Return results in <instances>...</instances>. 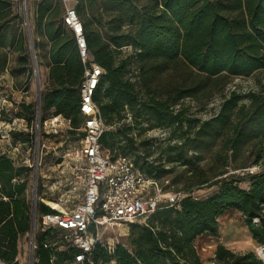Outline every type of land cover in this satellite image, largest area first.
Listing matches in <instances>:
<instances>
[{
    "label": "trees",
    "instance_id": "1",
    "mask_svg": "<svg viewBox=\"0 0 264 264\" xmlns=\"http://www.w3.org/2000/svg\"><path fill=\"white\" fill-rule=\"evenodd\" d=\"M12 3L0 0V34L14 18ZM62 6V0H42L36 11L37 33L51 44L49 79L53 86L43 93V112L53 109L54 115L70 119L72 127L78 129L83 122L80 86L85 64L75 34L63 22ZM88 8L91 13L84 15ZM76 10L89 54L105 71L93 96L105 125L113 126L122 119L126 105L138 108L145 120L152 118L159 127L182 131L178 140L167 145V152L178 153L182 164L190 163L184 147L198 150L208 136L215 138L220 133L225 147L235 153L253 137H260L264 144V89L246 95L248 104L241 103L243 95L230 91L223 97L218 112L204 120L195 114L187 115L183 102L187 97L200 101L203 95L209 99L211 83L224 77L249 76L264 69V0H77ZM97 24L105 26V35L97 30ZM23 41L24 36L19 33L10 42V52L5 51L9 44L0 43V73L6 70L12 51L25 53ZM125 45L131 46L132 54L121 57ZM133 63L145 81L155 69L165 72L174 64L187 68L193 77L169 85L158 97L148 84L147 90H136L129 77L133 75H129ZM20 106L33 114L32 104ZM19 116L24 115L20 112ZM100 144L103 153L112 159L140 149V143L126 134L125 127L105 130ZM114 150L117 151L112 153ZM149 156L135 155L131 160L137 170L157 180L172 171L171 157L149 160ZM262 158L259 153L252 162L263 163L257 171L243 175L228 173L224 168L207 177L201 167H194L193 181L177 191L190 194L195 188L218 185L216 193L203 199L188 195L177 205L157 209L148 216L147 225L133 224L137 228L132 237L133 251L115 244L110 253L98 244L92 254L94 260L100 264L111 260L116 264H204L194 240L206 233L218 235V218L230 207L244 213L254 239L264 245ZM248 166L241 163L235 169ZM29 169L15 166L0 147V259L7 264H19L18 240L31 225L27 182L14 181ZM246 178H250L247 188L240 185ZM39 211L55 210L40 203ZM51 231L37 237L35 264H62L77 251L54 252L45 247L41 240ZM54 254L55 263L51 261ZM215 259L218 264H264L254 251L236 253L224 245L217 246Z\"/></svg>",
    "mask_w": 264,
    "mask_h": 264
},
{
    "label": "rangeland",
    "instance_id": "2",
    "mask_svg": "<svg viewBox=\"0 0 264 264\" xmlns=\"http://www.w3.org/2000/svg\"><path fill=\"white\" fill-rule=\"evenodd\" d=\"M42 0H12L13 19L0 34V43L9 44L5 51L10 52V42L16 39L19 33L24 36L23 49L25 53L12 51L8 59V71L0 75V147L3 153L14 158L13 161L22 159L30 169L22 176L27 182V198H37V206L41 198L51 200V205L56 208L69 207L83 199V173L75 171L77 152L80 149L79 129L63 115H54L53 109L43 112V93L52 88L49 79L50 71V41L44 36L38 35L36 27V11ZM62 8L65 12V5ZM86 9L84 15L90 14ZM96 28L105 35V26L97 24ZM69 33V29L65 27ZM132 54L130 45L122 47L121 57ZM24 57H23V56ZM92 59V56L90 55ZM130 81L135 84L136 90L145 91L148 86L155 90L158 97L164 89L176 82L191 76L189 70L180 64H174L165 72L155 69L148 80L141 78L136 63L131 65ZM37 72V73H36ZM38 74V78H37ZM264 89V69L249 76H227L217 82L211 83L210 98L204 96L200 101L187 97L184 99L187 115L195 114L202 120L214 116L223 101V97L230 91L236 90L244 96L241 103H249L246 97L250 92ZM142 95V94H140ZM143 97V96H142ZM21 103L32 104L33 114L23 110ZM180 105L176 106L179 107ZM138 109V108H137ZM137 109L125 106L123 118L115 121L113 126H107L106 130L116 131L119 127H125L128 136H133L140 149L130 151L129 157L135 155L144 156L150 154L151 159L171 157L170 167L172 171L161 176L159 181L163 191L174 192L187 186L193 181V168L201 167L206 176L212 177L224 168L228 173L243 175L250 173V169L259 167L261 164L252 163L257 155H263L264 144L260 137L250 138L244 143L242 149L235 153L233 149L225 147L223 134H217L215 138L207 137L206 144L198 150L183 148L187 153L190 163L182 164L178 153L169 154L167 145L178 140L182 131L159 127L151 119L145 120V116L139 114ZM25 117L21 122L19 113ZM56 117V120L54 119ZM58 117V118H57ZM32 119V121H30ZM45 121L47 122L45 124ZM23 123V124H22ZM125 140L123 141V143ZM25 143V144H24ZM117 150L112 151L115 153ZM196 157H199L195 160ZM229 163V165H226ZM245 163L246 168L235 169V165ZM258 168V169H259ZM257 171V170H256ZM242 187H249L250 178L240 182ZM218 185L195 188L190 194L196 199H203L216 193ZM57 202H60L57 203ZM149 217L145 216L134 222H122L106 224L102 227V239L105 243L121 244L130 251L134 250L132 237L137 228L133 224L147 225ZM219 232L199 235L194 240V245L204 264H218L215 259V251L218 245H224L236 253L254 251L258 254L261 247L254 239L244 213L235 207L227 208L218 218ZM59 245L68 242L64 239V232L56 231L54 234ZM30 230L21 235L18 240L19 264H30ZM101 264H116L113 261Z\"/></svg>",
    "mask_w": 264,
    "mask_h": 264
},
{
    "label": "built area",
    "instance_id": "3",
    "mask_svg": "<svg viewBox=\"0 0 264 264\" xmlns=\"http://www.w3.org/2000/svg\"><path fill=\"white\" fill-rule=\"evenodd\" d=\"M62 1L65 5L63 22L75 34L79 54L85 64L84 79L80 86V112L83 122L78 128L83 136L80 138V149L75 164V171L83 173L84 196L82 201L71 208H55L51 205V200L41 198L42 203L55 210L45 213L39 211L37 198H28L31 216L30 264L37 261L38 235L49 230L52 231L45 234L41 240L45 247H50L54 252L77 250L72 258H67L62 264H100L92 255L96 245H102L110 253L115 248V244L103 241L102 227L106 224L137 221L157 209L179 204L188 194L183 191H163L160 181L137 170L129 156L119 155L112 159L110 155L103 153L100 138L106 130V125L93 96L105 71L90 58L83 23L76 10L77 0ZM18 119L25 121L24 116ZM54 119L56 120V117ZM68 121L70 122V119ZM9 158L12 161L14 159ZM13 163L17 167L26 166L22 159ZM258 168L250 169V173H254ZM19 179L22 177L15 178L14 181ZM254 220L258 221V218ZM57 230L64 232L67 244L59 245L61 240L54 235ZM260 246L258 256L264 261L261 255L264 245ZM16 260L19 261L18 256ZM55 260L54 254L51 261L55 263ZM111 261L116 263L115 260ZM0 264L7 263L0 259Z\"/></svg>",
    "mask_w": 264,
    "mask_h": 264
},
{
    "label": "crops",
    "instance_id": "4",
    "mask_svg": "<svg viewBox=\"0 0 264 264\" xmlns=\"http://www.w3.org/2000/svg\"><path fill=\"white\" fill-rule=\"evenodd\" d=\"M9 56H11V54H9ZM9 59H10V57H9ZM6 71H8V68H6ZM2 73H4V72H2ZM2 73H0V75H2Z\"/></svg>",
    "mask_w": 264,
    "mask_h": 264
},
{
    "label": "bare ground",
    "instance_id": "5",
    "mask_svg": "<svg viewBox=\"0 0 264 264\" xmlns=\"http://www.w3.org/2000/svg\"><path fill=\"white\" fill-rule=\"evenodd\" d=\"M57 118H58V117H57ZM261 255L264 257V252H262Z\"/></svg>",
    "mask_w": 264,
    "mask_h": 264
},
{
    "label": "water",
    "instance_id": "6",
    "mask_svg": "<svg viewBox=\"0 0 264 264\" xmlns=\"http://www.w3.org/2000/svg\"><path fill=\"white\" fill-rule=\"evenodd\" d=\"M37 73V72H36ZM37 78H38V74H37Z\"/></svg>",
    "mask_w": 264,
    "mask_h": 264
}]
</instances>
